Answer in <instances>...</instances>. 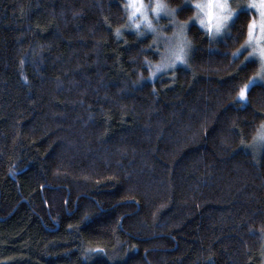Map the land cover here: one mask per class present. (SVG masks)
<instances>
[{
	"label": "trees",
	"instance_id": "16d2710c",
	"mask_svg": "<svg viewBox=\"0 0 264 264\" xmlns=\"http://www.w3.org/2000/svg\"><path fill=\"white\" fill-rule=\"evenodd\" d=\"M127 21L125 0H0V264H261L252 13L217 40L188 22L189 65L154 79Z\"/></svg>",
	"mask_w": 264,
	"mask_h": 264
},
{
	"label": "rangeland",
	"instance_id": "374dc122",
	"mask_svg": "<svg viewBox=\"0 0 264 264\" xmlns=\"http://www.w3.org/2000/svg\"><path fill=\"white\" fill-rule=\"evenodd\" d=\"M186 1L189 4H191V0H186ZM143 2L146 6L148 20L151 22L152 28H149L148 23L141 17L139 13H137L135 17H133L132 19H129V15H128L127 24L122 28L120 32L134 31V32H138L139 34H152L154 38L155 46L158 52L160 53V59L157 65L164 64L166 66L158 68L156 65L151 74V78L154 79L155 77L179 66L187 67L189 65V55L191 49V43L188 35V23L184 24V27L182 29L181 24L184 22L179 21L177 19L176 12L170 7H168L167 4L164 2V0H161V2L165 6L166 10L159 11L156 13H153L151 10V5L155 2V0H143ZM227 3L230 8L234 9V13L233 16L230 17L228 24L221 30V33H215L210 35L208 31L202 25L199 24L198 19L193 18L192 20L199 27L204 29L212 40H217L226 36L229 33L230 26L233 20L235 19L236 15L238 14V12L249 11L252 13V23L255 26L254 35L261 36L260 43L264 44V33H262L259 28L262 19L261 13L264 12V6H261L260 0H227ZM126 4H127V0H125V5ZM127 11L129 12V8H127ZM137 20H139V23L135 22ZM181 46H183L186 51V55L184 57L185 62L184 63L177 62L175 65H173L170 62L172 59H174L173 53ZM255 47H256V41L253 40L250 46L246 45L247 48L246 51H244L243 49H241V51H243L245 60L254 59L255 61H257L258 70L254 76H256L258 73L261 76H264V65H262L258 61L257 57L248 55L250 52L253 51V48ZM253 84L264 85V79L257 78L253 80L251 85ZM246 100H247V92H246V99L243 100L242 102L245 103ZM262 132H264V121L262 122L260 128L258 129L256 135L252 138V140L244 144V149L248 151L256 160L260 159L264 151V143H262L260 139ZM261 264H264V239L262 245Z\"/></svg>",
	"mask_w": 264,
	"mask_h": 264
},
{
	"label": "snow or ice",
	"instance_id": "6c2138e0",
	"mask_svg": "<svg viewBox=\"0 0 264 264\" xmlns=\"http://www.w3.org/2000/svg\"><path fill=\"white\" fill-rule=\"evenodd\" d=\"M217 4L220 6V14L218 16H215L210 20L208 23H205L204 20L200 19L195 13L192 14V17L189 18V21H186L181 24V28L183 29L184 24L190 22L192 18H196L199 21V24L202 25L210 35L215 34V33H221V30L228 24L230 17L233 16L234 9L230 8L228 6L227 0H215ZM261 6H264V0H260ZM191 4L196 8L198 7V0H191ZM125 7L131 9L134 8V11H131L129 13V19H132L135 17L137 13L141 15V17L148 23V27L152 28L151 22L148 20L147 16V11H146V6L143 2V0H127V4ZM239 7V6H238ZM151 10L153 13L159 12V11H164L165 6L162 4L161 0H155V2L151 5ZM261 22L259 25L260 31L264 33V12L261 13ZM214 20V23L212 22ZM254 24L250 22L248 24V35L244 43L241 45L239 49H237L234 52V55L236 54H243V49L244 51L247 50L246 45L250 46L252 41H256V47L253 48V51L250 52L248 55L257 57L258 61L264 65V44L260 43L261 36L259 35H254ZM119 32V30H117ZM186 51L183 46L179 47L174 53V59H172L170 62L175 65L177 62L184 63L185 62V57ZM247 59V57H246ZM244 63V62H242ZM166 65L160 64L157 65L158 68L160 67H165ZM260 78L264 79V76H261L259 73L254 76V77H249L248 81L239 88V91L236 94V98L243 101L246 99V92L250 90L251 84L253 80ZM261 142L264 143V132L261 133L260 136ZM243 143V142H242Z\"/></svg>",
	"mask_w": 264,
	"mask_h": 264
},
{
	"label": "clouds",
	"instance_id": "9594fccd",
	"mask_svg": "<svg viewBox=\"0 0 264 264\" xmlns=\"http://www.w3.org/2000/svg\"><path fill=\"white\" fill-rule=\"evenodd\" d=\"M134 8L129 9L128 15ZM200 19L208 23L213 17L220 14V6L215 0H198V7L193 11ZM192 13V14H193ZM139 23V20L135 21ZM214 23V20L212 21Z\"/></svg>",
	"mask_w": 264,
	"mask_h": 264
}]
</instances>
